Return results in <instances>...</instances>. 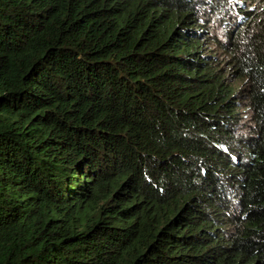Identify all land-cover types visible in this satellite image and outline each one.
<instances>
[{
    "label": "trees",
    "instance_id": "1",
    "mask_svg": "<svg viewBox=\"0 0 264 264\" xmlns=\"http://www.w3.org/2000/svg\"><path fill=\"white\" fill-rule=\"evenodd\" d=\"M0 264H264V0H0Z\"/></svg>",
    "mask_w": 264,
    "mask_h": 264
},
{
    "label": "rangeland",
    "instance_id": "2",
    "mask_svg": "<svg viewBox=\"0 0 264 264\" xmlns=\"http://www.w3.org/2000/svg\"><path fill=\"white\" fill-rule=\"evenodd\" d=\"M248 117V116H247Z\"/></svg>",
    "mask_w": 264,
    "mask_h": 264
}]
</instances>
